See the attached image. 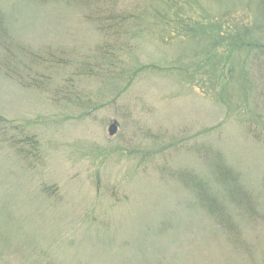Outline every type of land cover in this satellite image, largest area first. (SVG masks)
<instances>
[{"label": "rangeland", "instance_id": "rangeland-1", "mask_svg": "<svg viewBox=\"0 0 264 264\" xmlns=\"http://www.w3.org/2000/svg\"><path fill=\"white\" fill-rule=\"evenodd\" d=\"M211 16L264 44V0H0V114L40 150L1 143L0 264H264V74L197 83Z\"/></svg>", "mask_w": 264, "mask_h": 264}, {"label": "trees", "instance_id": "trees-1", "mask_svg": "<svg viewBox=\"0 0 264 264\" xmlns=\"http://www.w3.org/2000/svg\"><path fill=\"white\" fill-rule=\"evenodd\" d=\"M99 15L106 16V14ZM112 18V15L108 16L109 20H111ZM211 18V25L208 26L207 29L200 28L199 24V27L197 28H193L191 26L190 33L194 36V38L197 39V45L201 47L197 49V54L202 55L203 59L201 58V67H203V69L207 71V73L202 75V79L197 78V83L201 85H207L209 84V82H211L212 86H216V94L218 96V99L220 100L225 98L223 97V95L226 94L229 87L233 88L234 91H239L240 87L241 91V85L245 86L246 82H248V79L245 78H249V71H247V60L249 59V57H251L252 60L251 64L254 68V73H256L257 71H261L262 74H264V44L254 41H242L243 38L241 36L231 34V32L225 33L222 30L223 27H218L219 23H215V20L217 18H214L212 16ZM121 22L124 23L123 19L121 20ZM228 26L230 27V22ZM109 28L113 27L109 26ZM97 29L102 31L105 29V26L102 25V23H97ZM119 29L123 30V36L126 35L124 32L129 31L123 25L117 27L118 33ZM238 37L240 38V41L235 42ZM203 44H205L206 46ZM221 46H224V48H222V52H219L221 50ZM60 50L61 49H57L56 51L59 54H55L60 55L63 51ZM55 59L57 62L61 63L65 61L62 57ZM17 73H19V71H17ZM12 74L13 73H11V77H13L14 79L17 78V80L20 79V83L24 81L20 77H18L23 76V71L18 76H16V74ZM260 87L262 91V89H264V86L260 85ZM241 100V105H244L243 98ZM233 103L239 105V98L237 100L233 98ZM228 109L231 110L232 106H230ZM8 126L9 122L6 119V116L4 114H0V147H3L1 143L8 142L9 148L14 149L15 156H18L25 160L30 156H35L36 154L39 155V145L36 139L35 141H33V138H36L34 137L35 135L26 134L24 140L14 135L8 137V134L5 132V129ZM47 191L48 189L45 188V192Z\"/></svg>", "mask_w": 264, "mask_h": 264}, {"label": "water", "instance_id": "water-1", "mask_svg": "<svg viewBox=\"0 0 264 264\" xmlns=\"http://www.w3.org/2000/svg\"><path fill=\"white\" fill-rule=\"evenodd\" d=\"M117 131V122L114 121L113 123L110 124L109 126V134L114 135Z\"/></svg>", "mask_w": 264, "mask_h": 264}]
</instances>
